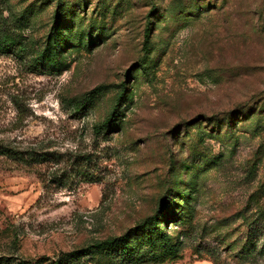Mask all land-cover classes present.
<instances>
[{"label":"rangeland","instance_id":"1","mask_svg":"<svg viewBox=\"0 0 264 264\" xmlns=\"http://www.w3.org/2000/svg\"><path fill=\"white\" fill-rule=\"evenodd\" d=\"M0 4L23 48L0 53V143L47 158L0 156V264L68 261L156 210L176 252L117 264H264V0ZM91 256L68 263L111 264Z\"/></svg>","mask_w":264,"mask_h":264},{"label":"trees","instance_id":"2","mask_svg":"<svg viewBox=\"0 0 264 264\" xmlns=\"http://www.w3.org/2000/svg\"><path fill=\"white\" fill-rule=\"evenodd\" d=\"M3 11L5 9L0 4V53L11 54L17 57L22 55V40L19 34L16 24L13 23L10 18V13L8 16H5ZM58 8L52 12V25L50 30L52 31L55 27L57 20ZM52 38V36H51ZM52 42L54 40L52 39ZM142 58L150 52V34L149 28L146 27L144 30V42L142 46ZM49 44H46L38 53H36L35 59L32 60L29 67L34 71H42L44 66L47 64H52V60L49 59ZM142 61H140L141 64ZM134 71V70H132ZM131 73V70H128L126 75L127 77ZM107 89V86L99 85L91 89L88 93L87 98H84L80 106L91 101L94 97H97L101 94L103 90ZM127 98V89L125 85L120 86V90L116 93L114 104L111 112L103 118L99 123L95 124L93 127V132L97 134H106L112 130L116 125V111L119 109L121 102ZM79 106V107H80ZM7 156L13 159L22 160L30 162H41L46 160V154L38 153L35 151L27 152V155L24 152L15 150L14 148L0 143V156ZM23 155H25L23 157ZM168 188L161 194L160 206H162L167 199ZM160 211H154V213L148 216L142 224L138 225L137 228L130 229L126 234L117 237L106 238L103 240L96 241L94 244H91L83 249L70 252L66 256L68 261L63 259L59 260L58 264H69L68 262L79 260L82 255H87L91 253V257L95 258L99 256L100 259L102 256L105 260L110 261L111 264H117L124 258L126 255L134 254L135 256L140 257H153L158 259L164 254H174L176 248L174 244H170L169 236L167 232L161 231L153 235V228L149 225V222H155ZM163 251V254H162ZM109 262V263H110ZM22 264H32L30 262H24Z\"/></svg>","mask_w":264,"mask_h":264}]
</instances>
